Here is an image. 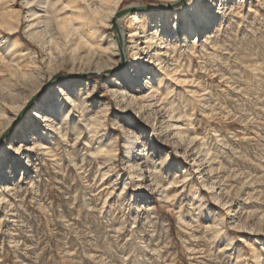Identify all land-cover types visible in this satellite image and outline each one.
<instances>
[{
	"label": "rangeland",
	"instance_id": "1",
	"mask_svg": "<svg viewBox=\"0 0 264 264\" xmlns=\"http://www.w3.org/2000/svg\"><path fill=\"white\" fill-rule=\"evenodd\" d=\"M166 1L87 0L86 18H71L91 40L67 34L49 0H0V138L49 77L79 74L59 78L42 120L32 116L1 156L0 264H264V0H235L202 45L156 11L150 31L167 39L151 47L165 68L143 60L142 33L140 57L129 54L140 75L120 87L109 78L126 65L110 11ZM171 104L182 120L167 131ZM183 125L197 138L179 146L167 134ZM197 145L210 148L202 175L233 216L193 166Z\"/></svg>",
	"mask_w": 264,
	"mask_h": 264
},
{
	"label": "bare ground",
	"instance_id": "2",
	"mask_svg": "<svg viewBox=\"0 0 264 264\" xmlns=\"http://www.w3.org/2000/svg\"><path fill=\"white\" fill-rule=\"evenodd\" d=\"M86 1L87 0H49V5L53 9H55V11L57 12V14H58L57 21H58L59 25H61L60 27H62L67 34L70 35L71 33H78L77 35L79 36V34H80V36L82 38H84V39H86V38H90L91 39L92 37L91 36L89 37L88 34L86 33V31L82 28V25L84 24L83 22H85V21L82 22L83 24L82 23L81 24L80 23L75 24L74 21H73V18H71V16L75 17V18L78 17L77 19H79V20L80 19L82 20L83 18H86V14L87 13L85 14L84 12H82V10L85 9L84 7L86 6V4L89 3V2H86ZM93 1L95 3H97V4H100V5H102V4H104L106 2V0H92V2ZM234 1L235 0H207V3L205 4L203 2V0H201V2L198 3L195 7L189 9V8H187V5L191 4L192 0H184L183 2L181 0H167L165 3L162 4V6H165L166 9L161 10L159 12L157 11L158 12L157 15L160 17V19L162 21H164V24H166V21H168V19H170V17L171 18L173 17V19H176V20H181V19L187 18L189 11L200 15L201 23L199 24L198 27L193 28V27H190V26H188V27L183 26L184 27V29H183V32H184L183 33L184 34L183 35V41H185L187 45H190V43H187V42L190 41L191 37L194 34L195 35L198 34V36L202 34L203 35L202 36V38H203L202 40L203 41H201V39L199 37H197L193 41V43L194 42H198V43H200V45H202L203 42H206V41L209 42V39L211 37V35L208 34V32H207V29L209 28V26L213 22H216V21H218V22H216V26H218L219 23H220V20L221 19L223 20L225 18V16H227L226 15L227 13H225V11H227V10H225V8L228 7L229 5H231V7H233L235 5ZM176 3H179V5L174 6V4H176ZM90 4H91V2H90ZM238 4H239V2H238ZM137 5H138L137 3L129 4V5L127 4L126 8L132 7V6H137ZM172 5H173V7H171ZM158 6H161V5H158ZM215 6H216V10L212 11L211 8L215 7ZM97 7L100 8L99 5ZM236 7L237 6H235V8ZM94 8H96V6ZM110 13H111L112 22H115L116 26H117L115 32H116V36H117V38L119 40V49H118V51L120 50V52L123 53V55L125 56L126 65L123 67V69L119 72V74L117 76H110L109 78L112 79V80H113V78H117V82H118V80L119 81L121 80L120 82H122V80L129 82V81H132L133 79H135V75H140L139 74V64L131 63V64H133V70L130 68L131 66H130V56H129V54L131 52V55L133 56V59H137V58L140 57V53L142 52V49L138 45V38L140 37V35L142 33H143V37L145 38L144 42L148 43V44H146L147 45V47H146L147 53L149 52L148 53L149 54L148 58H144L143 60H145L147 62H150L152 64L154 63V61H156L155 63H157L159 61L158 62V66H160V67L162 66L163 67L164 66L163 63L165 62V59H162L163 57H161L159 55L160 52L162 53V50H160V49L156 50V45H155V49H153V47H151L153 45V43H160V46L159 45H157V46H159L161 48L162 42H164V40L167 39V37H166L167 35H166V33H164V30L160 31V29H157L154 32L150 31V27H151V23H152V15L155 13V11H152L150 8H147V9L142 10V11H130V12H128V13L122 15V16H119V17L116 16V10H111ZM90 14H91V10H90ZM88 16H89V14H88ZM33 23L34 22H29L27 27L30 28V26H32ZM11 30H12V27H11ZM215 30H217V29H215ZM89 31L91 33L90 29H89ZM29 33L30 34L36 33V30L32 29V30H30ZM177 33L178 32L175 30V34H174L175 37L178 36ZM213 34H215V33H213ZM79 40H80V38H79ZM196 45H197V43L194 44V46H196ZM153 50L155 52H153ZM167 54H168V52H167ZM146 67H148L147 64H146ZM164 68H165V66H164ZM49 80H50V84H49L48 88L46 89V91L44 93H42L34 101V103L32 104L31 108L28 109L25 112L26 113L25 116L23 118H21V120L19 121V123L16 126V128L14 129V131L7 138H3V137L0 138V165H1V156H2V154H4L5 151L15 142L16 135H18L21 132H24L26 126H28V125H33L34 126L32 116H35V117L40 118L42 120V117H43L42 110L45 108V103H46V101L48 100V98L50 96V90H51L52 86H54V84L58 82L59 78L57 77V75H53V76L49 77ZM60 82H61L60 85H63V87H65L66 84H72V82H74V80H63V81H60ZM120 82H118V83H120ZM151 84H153V83H151ZM119 86L121 87V83H120ZM147 88H151V86L147 87ZM152 89H153V87H152ZM59 91H61V90H59ZM153 91H154V89H153ZM67 95H68V93H67ZM71 96H72V94L69 93L68 100L70 99ZM72 98H71V100H73ZM88 98H91V97H88ZM160 101L161 100H159V102ZM163 107H166V109H167L168 106L164 105ZM170 108H171L170 111H172L173 113L170 115L171 120H170V117H169V120L171 122H168V124L166 123V125H165V128H166L167 131L171 130L172 128H179L180 124H179V122H176V121L182 120L181 113L176 112L174 107L172 106V104H171ZM48 121H51V119L49 118ZM172 121H175L176 123L172 122ZM56 129H58V128H56ZM58 130H60V132H62L61 129H58ZM65 132H67V130ZM63 133L64 132H62V135H63ZM171 135H172L171 138L179 146H180V144H186L187 142H189V144H192L194 139L197 138L195 136H192V134L188 133L187 125H183L177 132H173L172 134L171 133L167 134V136H171ZM136 139H138V138H136ZM217 140H218V138H217ZM23 141H26L25 137L23 138ZM126 141H127L128 147L130 146L127 149L128 155H129L128 157L130 158L131 154H132L131 145L134 143V139L131 140V141H129V139H126ZM25 149L28 150V147H26ZM192 150H193V154H197L196 156L193 157V166L195 167L196 171L198 173H200L201 177H203L202 174H204L203 173L204 169H203L202 166H203V163L205 161H208L210 159L211 150H210L209 147L206 148L205 146H200V145H197ZM129 163H130V166H131L132 170H136V172H137V174L134 173V175L139 177L138 180L140 182L138 183V185L141 186V187L147 186V187H150V189H152L153 188L152 179H151L152 182H149L148 184L144 183V180H146L148 176L147 175L145 176V174L147 172H146V170H145V168L143 166L141 167V165H140L141 163L136 162L137 163L136 166L135 165L133 166V163H131L130 161H129ZM205 163H207V162H205ZM138 170H139V172H138ZM210 179H213V177L212 178L210 177ZM153 180H155V179H153ZM157 180H158V178H157ZM203 182H204V185L206 186V188L208 189V191L214 197V199H216L220 204H223L224 206H226L227 207V211H228L227 213L229 215L233 216V209H231V207L229 205H227L228 201H224V199L222 198L221 194H218L217 191L215 190V188H216L215 181H212V180L210 181L209 179L207 180L206 178L203 177ZM159 183L157 182V186H158ZM159 186H161V185H159ZM3 189L8 191V190H10V186L6 185ZM5 195H3L2 199L3 198L5 199V197H6ZM253 257L260 258L261 257L260 252L255 251L253 253Z\"/></svg>",
	"mask_w": 264,
	"mask_h": 264
},
{
	"label": "water",
	"instance_id": "3",
	"mask_svg": "<svg viewBox=\"0 0 264 264\" xmlns=\"http://www.w3.org/2000/svg\"><path fill=\"white\" fill-rule=\"evenodd\" d=\"M182 2L184 0H181ZM180 3V2H179ZM179 3H176L174 4V6L176 5H179ZM173 7V5L171 6ZM146 8H150L152 11H161V10H164L166 9L165 6H158V5H153V6H142V7H136V6H132V7H128V8H122L121 10L117 11L116 12V16L119 17V16H122L130 11H142ZM113 27L114 29L116 30V23L113 22ZM121 56H122V64H121V68L124 66V61H125V56L123 55V53H121ZM76 75H79V74H58L57 77L58 78H65V77H73V76H76ZM40 94H36L31 100H29L26 104V106L23 108V110L20 112V114L17 116V118L13 121V123L9 126L8 130L6 131V133L3 135V137L7 136L15 127L16 125L18 124V122L20 121V119L22 118V116L25 114V112L31 108L33 102L38 98Z\"/></svg>",
	"mask_w": 264,
	"mask_h": 264
},
{
	"label": "snow or ice",
	"instance_id": "4",
	"mask_svg": "<svg viewBox=\"0 0 264 264\" xmlns=\"http://www.w3.org/2000/svg\"><path fill=\"white\" fill-rule=\"evenodd\" d=\"M200 2H201V0H192V3L187 5V8L191 9V8L195 7ZM203 2L206 4L207 0H203ZM211 10L215 11L214 7H212ZM178 23H180L181 25H183L185 27L190 26V27L196 28L201 23V18H200V15L189 11L187 18L181 19L180 21H178ZM65 87L69 90V92H72L73 86L71 84H66ZM56 95H59V93H56ZM57 107H58V105H57ZM16 151L19 152V151H21V149L17 148Z\"/></svg>",
	"mask_w": 264,
	"mask_h": 264
}]
</instances>
